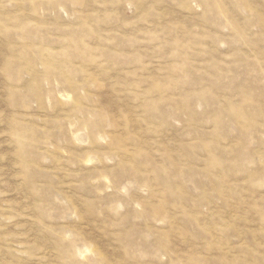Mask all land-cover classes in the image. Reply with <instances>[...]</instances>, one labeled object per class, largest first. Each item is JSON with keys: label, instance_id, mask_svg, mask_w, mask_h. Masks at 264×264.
<instances>
[{"label": "rangeland", "instance_id": "rangeland-1", "mask_svg": "<svg viewBox=\"0 0 264 264\" xmlns=\"http://www.w3.org/2000/svg\"><path fill=\"white\" fill-rule=\"evenodd\" d=\"M0 264H264V0H0Z\"/></svg>", "mask_w": 264, "mask_h": 264}]
</instances>
